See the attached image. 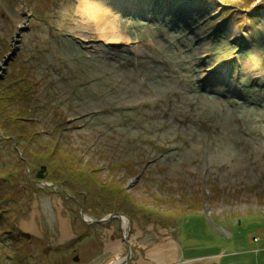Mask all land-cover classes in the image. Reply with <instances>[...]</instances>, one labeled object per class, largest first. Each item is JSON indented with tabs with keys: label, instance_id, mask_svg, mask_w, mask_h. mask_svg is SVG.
Instances as JSON below:
<instances>
[{
	"label": "rangeland",
	"instance_id": "rangeland-1",
	"mask_svg": "<svg viewBox=\"0 0 264 264\" xmlns=\"http://www.w3.org/2000/svg\"><path fill=\"white\" fill-rule=\"evenodd\" d=\"M20 81L46 174L0 167V264H264V0H0L1 104Z\"/></svg>",
	"mask_w": 264,
	"mask_h": 264
},
{
	"label": "trees",
	"instance_id": "trees-1",
	"mask_svg": "<svg viewBox=\"0 0 264 264\" xmlns=\"http://www.w3.org/2000/svg\"><path fill=\"white\" fill-rule=\"evenodd\" d=\"M20 83L22 84L20 85L23 91L22 94L16 93V97L7 96V102L2 104L1 100L3 98L0 96V167L5 170L8 163L12 165V163L7 159V157L12 154L13 159H15L16 162L14 163L15 165L26 164V166H28L27 168H29L30 175L26 174L25 181L30 184L31 179H33V175L34 179L42 180L46 171L43 166L40 167L39 170L34 171L35 169L30 165L28 155L24 153L25 147H22L21 142L28 141L31 146L38 136L35 134V131L31 134L30 130H33L36 127V123L30 119V111H28L32 99L30 96L31 91L28 92L29 89L23 86V81H20ZM19 96H21L23 100L19 98ZM16 102L20 105L22 103L24 107L22 108L21 105L20 109L14 108ZM13 108L20 113L16 116L12 115L11 111L14 110ZM11 123L17 125L15 129L12 128ZM17 152L22 153L21 156L18 157ZM66 154L69 155V157L65 155L66 158H68L69 163L72 165L77 164L76 159L72 158L69 153ZM4 155L5 158L3 159ZM17 169H19L18 172H20V168ZM4 175H6V173L0 175V233L2 234L0 235L5 237L7 240V243L11 248L9 251H13L15 253L17 252L21 239L16 237L14 226L16 222L24 216L22 217L18 213V208L16 209L14 205L15 201H13L12 198L10 199V196L13 194V183L11 184L7 176ZM9 251H7V254H10Z\"/></svg>",
	"mask_w": 264,
	"mask_h": 264
},
{
	"label": "bare ground",
	"instance_id": "bare-ground-1",
	"mask_svg": "<svg viewBox=\"0 0 264 264\" xmlns=\"http://www.w3.org/2000/svg\"><path fill=\"white\" fill-rule=\"evenodd\" d=\"M83 3V2H82ZM94 9V8H93ZM91 9V10H93ZM93 12V11H92ZM104 22V21H103ZM103 24V23H102ZM108 27V26H105V28ZM110 28V27H109ZM108 29V28H107ZM111 29V28H110ZM112 30V29H111ZM107 31V30H106ZM105 31V32H106ZM101 32V31H100ZM104 32V31H103ZM106 34V33H105ZM103 35V33H102ZM100 36V35H99ZM109 36V35H108ZM102 37V36H101ZM123 225L126 226V220L123 219ZM30 226L26 225V229L29 228ZM25 228V227H24ZM30 229V228H29ZM61 233H62V237L65 238L66 237V234H67V226H66V223H62L61 224ZM108 264H125L123 260H116V261H112Z\"/></svg>",
	"mask_w": 264,
	"mask_h": 264
},
{
	"label": "crops",
	"instance_id": "crops-1",
	"mask_svg": "<svg viewBox=\"0 0 264 264\" xmlns=\"http://www.w3.org/2000/svg\"><path fill=\"white\" fill-rule=\"evenodd\" d=\"M163 256L164 255H162L161 257L163 258ZM173 256V255H172ZM169 259V261H171L172 259H171V257L170 256H165L164 257V261H166V260H168ZM211 260V258H205V259H197V260H186V261H183L182 259H181V261H179V262H177V261H175L176 263H172V264H179V263H184V262H186L185 264H192V263H197V262H202V261H204L205 263L207 262L208 263V261H210ZM163 261V260H162Z\"/></svg>",
	"mask_w": 264,
	"mask_h": 264
},
{
	"label": "water",
	"instance_id": "water-1",
	"mask_svg": "<svg viewBox=\"0 0 264 264\" xmlns=\"http://www.w3.org/2000/svg\"><path fill=\"white\" fill-rule=\"evenodd\" d=\"M46 186H48V184H45ZM81 216L82 217H84L83 218V220H86V216L83 214V213H81ZM118 216H120L121 217V215H118ZM86 221H91V220H86ZM98 222H100V221H98ZM126 234V233H125ZM124 234V237H126V235ZM129 253H130V249L128 250V254H127V256H125V260H127L128 258H129Z\"/></svg>",
	"mask_w": 264,
	"mask_h": 264
},
{
	"label": "flooded vegetation",
	"instance_id": "flooded-vegetation-1",
	"mask_svg": "<svg viewBox=\"0 0 264 264\" xmlns=\"http://www.w3.org/2000/svg\"><path fill=\"white\" fill-rule=\"evenodd\" d=\"M96 222H98V221H96Z\"/></svg>",
	"mask_w": 264,
	"mask_h": 264
}]
</instances>
